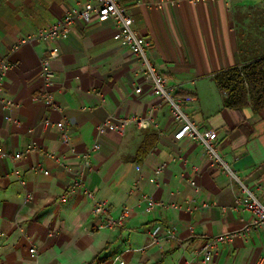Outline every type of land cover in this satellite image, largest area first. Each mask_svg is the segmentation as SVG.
I'll list each match as a JSON object with an SVG mask.
<instances>
[{"label":"crops","instance_id":"0c3cea01","mask_svg":"<svg viewBox=\"0 0 264 264\" xmlns=\"http://www.w3.org/2000/svg\"><path fill=\"white\" fill-rule=\"evenodd\" d=\"M92 1L0 0V60L12 64L5 85L8 98L17 104L11 112L0 107V148L13 154L37 141L78 170L80 160L62 143L57 128L44 131L42 126L47 119L55 124L68 119L76 149L84 151L95 142L101 146L85 180L89 190L109 205L113 217L124 206L132 213L123 228L94 229L98 221L82 191L61 201L71 185L65 169L37 152L18 163L0 158V264H119L116 257L125 264H203L199 250L210 238L243 232L253 218L234 210L238 186L209 163L206 149L190 139L175 140L179 122L152 94L133 51L115 41L112 19L78 21L69 37L57 42L61 56L52 67L62 114L35 101L43 88L40 63L50 43L16 47L73 7ZM118 1L151 42L153 63L178 87L177 95L195 97L185 102L190 117L203 132L217 133L221 154L264 202V109L256 111L249 103L231 110L216 81L222 72L264 58V0ZM137 85L141 94L134 93ZM152 108L157 128L145 131L134 125L124 135L99 136L98 127L109 115L145 117ZM164 163L168 166L157 186L150 179ZM35 166L49 175L33 173ZM138 179L140 192L129 195ZM189 181H196L200 191ZM141 194L184 209L148 211ZM194 199L209 208L190 213L186 207ZM157 227L159 237L175 232L178 240L151 245L149 233ZM31 247L39 250L38 261L30 257ZM260 258L264 228L221 245L209 264H257Z\"/></svg>","mask_w":264,"mask_h":264},{"label":"built area","instance_id":"2783aa9c","mask_svg":"<svg viewBox=\"0 0 264 264\" xmlns=\"http://www.w3.org/2000/svg\"><path fill=\"white\" fill-rule=\"evenodd\" d=\"M197 3L216 1V0H193ZM230 3V0H225ZM93 18L101 20L112 19L117 24V32L115 41L123 42L126 44L134 55L139 60L143 67L144 78L146 83L151 84L152 94L159 97L163 103L170 107L171 115L175 122H179L180 128L175 133V140L182 141L190 139L200 143L204 149H206V155L209 163L223 172L229 179L238 186L239 193L235 201V211L240 210L243 213H248L252 216L253 222L245 226L243 232L239 233H226L225 235L210 238L204 246L199 250V256L202 257L203 264H209L214 257V253L217 249L225 243L232 242L237 237L241 236V233L251 234L253 231L264 228V202L258 197L256 191L250 189L243 179L236 173L229 163L221 154V151L217 145L218 135L216 132H203L197 123L188 114L185 102L194 101L195 97L183 98L177 95L176 91L178 87L172 86L169 79L159 71L156 65H154L151 58V42L147 37L141 36L135 27V22L131 13L124 8L118 0H94L86 3L85 5H78L67 11L63 17L58 19L55 23L44 27L38 31L35 35L24 38L21 40L20 45H30L35 42H48L50 46L47 51V55L42 59L40 63L39 77L43 88L34 98L35 101L44 104L51 111L62 114V106H59L55 97L56 74L52 67L54 61L58 60L61 56L60 48L57 46L59 40H66L73 26L78 21L89 22ZM12 64L5 58L0 60V107L11 112L17 107V104L7 96L5 78L11 71ZM135 94L142 93V86L137 85L134 90ZM156 108H152L148 115L145 117L134 116L131 118L117 117L115 115H109L105 121H103L98 127L99 136H104L108 132L115 133L117 135H124L128 128L136 125L141 130H149L151 128H157L155 122ZM9 120L18 125L19 123L14 120L11 116ZM43 130L56 127L62 143H65L70 153L80 160V167L78 170L73 169L64 160L54 153L46 152L39 145L37 141L29 144L25 149L20 152L10 154L0 148V158H9L13 163H18L20 160L27 158L34 152L40 153L41 155L50 158L59 167L65 169L71 177V185L67 191L60 197L61 201L65 202L69 196H73L79 191H82L84 195L92 203L93 215L97 219L98 223L94 225V229L97 230H109L116 228H123L126 220L130 217L132 210L131 208L124 206L121 214L118 217H113L110 211L109 205L96 197L95 192L90 191L87 183H85L86 177L92 172V156L101 149L100 143L95 142L90 148L84 151L76 149L71 140V129L74 126L73 123L64 119L60 123H52L49 119L44 120L42 123ZM167 163L162 164L155 172V177L151 178V182L160 185V176L165 172ZM194 170L198 171V167H194ZM32 172H43L46 175L49 173L44 170L41 166H35L32 168ZM14 176L18 182L26 186L25 180L22 178L21 173L18 170H14ZM140 179L136 180V184L129 195L135 196L140 192ZM191 187L195 188L197 192L200 191L196 181H189ZM141 202L145 203L148 211L155 210V208L161 209H176L183 210L184 208L180 205H172L168 203L158 202L153 197L141 194ZM190 213L209 208L206 204H199L195 199L191 201L186 207ZM160 228H154L149 233L151 238V245L160 244L162 241H177L178 237L175 232L168 233L164 238L159 237ZM2 232L0 231V235ZM146 248H141L140 251L144 252ZM30 257L35 261L39 259V250L35 247H31L29 250ZM115 261L119 264H125L121 257H116ZM257 264H264V258H260ZM116 264V263H114Z\"/></svg>","mask_w":264,"mask_h":264},{"label":"trees","instance_id":"16d2710c","mask_svg":"<svg viewBox=\"0 0 264 264\" xmlns=\"http://www.w3.org/2000/svg\"><path fill=\"white\" fill-rule=\"evenodd\" d=\"M216 77L218 88L227 94L225 103L228 108L240 110L251 103L256 111L264 109V58Z\"/></svg>","mask_w":264,"mask_h":264}]
</instances>
